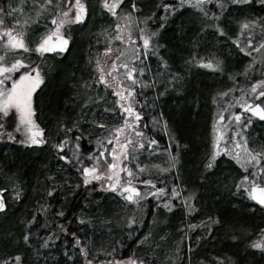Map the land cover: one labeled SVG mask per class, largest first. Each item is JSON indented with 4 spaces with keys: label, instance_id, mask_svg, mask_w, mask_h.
Segmentation results:
<instances>
[{
    "label": "snow or ice",
    "instance_id": "snow-or-ice-1",
    "mask_svg": "<svg viewBox=\"0 0 264 264\" xmlns=\"http://www.w3.org/2000/svg\"><path fill=\"white\" fill-rule=\"evenodd\" d=\"M256 5L264 9V0H152L146 12L145 0H99L102 17L111 22L89 34L94 43L88 44L82 74H72L67 109L47 135L37 122L35 99L45 85L47 62L71 51L73 31L93 19L95 7L91 0L0 5V141L48 146L56 160L54 168L42 166L43 180L33 185L38 198L31 214L19 219L18 234L8 233L6 244L15 248L0 256V264H48L50 249L62 252L56 264H238L226 253L206 258L195 251L222 227H230V241L264 257V219L256 226H229L216 215L190 221L201 208L198 189L182 176L181 152L188 145L176 139L161 110L163 98L185 93L193 69L230 82L210 98V144L199 180L215 176L221 158H227L239 170L226 177L229 191L264 214V129L254 127V119L264 123V15L254 14ZM231 6L253 13L236 19L233 32L226 30ZM187 9L195 19L191 31L184 27L188 21L178 26V39L188 43L175 68L161 33ZM221 42L225 51H213ZM234 53L245 61L239 70L229 63ZM157 129L169 136L167 147L161 148L153 134ZM161 156L164 164L154 162ZM65 171L77 174L75 183ZM5 179L0 213L26 195L16 173H6ZM61 195L82 202L71 221L64 206L53 203ZM109 197L114 207L106 206ZM177 210L183 219L176 227L178 239L168 246V218Z\"/></svg>",
    "mask_w": 264,
    "mask_h": 264
},
{
    "label": "trees",
    "instance_id": "trees-1",
    "mask_svg": "<svg viewBox=\"0 0 264 264\" xmlns=\"http://www.w3.org/2000/svg\"><path fill=\"white\" fill-rule=\"evenodd\" d=\"M145 2L147 4L145 11L147 12L152 8V0H145ZM91 5L95 7L93 19L83 28L76 27V30H74L75 46L71 48V51L62 61L50 64L48 82L37 98L39 118L42 120L43 123H41L44 124L45 129L47 128V133L54 128L56 117L67 109L68 98L72 95V74L75 73L77 76L82 74L80 69L85 66L84 57L88 51V44L92 41L89 34L96 33L101 25L107 26L111 22V19H100V16L97 15L100 11L97 10V3L94 0L91 1ZM231 12L232 16L229 18L231 23L226 29L230 32L235 31L236 19L253 14L244 6L239 8L231 6ZM254 14L264 15V9L256 5ZM194 19L195 14L191 9L184 10L174 17L161 33V42L168 45L167 58L170 59V62H174L175 68H178L182 63L181 57L186 55L185 48L188 43L187 40L181 42L178 39V26L188 21L189 23L184 24V27L191 31V21ZM92 42L94 43V41ZM212 50L225 51L222 42ZM229 63L233 69L239 70L245 61L234 53ZM229 83L226 78L221 77L219 74L193 69L187 79L185 93L179 97L176 94H171L163 98L161 110H163L165 118L168 119L169 128L176 139L182 145H188L187 150L181 152L182 176L189 187L198 189L199 207L201 208V213L190 218V221L196 223L203 219L205 215H216L229 226L233 224L256 226L261 224L264 214L258 208L255 212L251 211V207L254 205L253 202L234 195L233 191H229L231 189V179H226V177L234 178L239 172L234 163L228 162L227 159L221 160L215 176H211L206 183H201L199 180L202 161L209 150L210 125L214 111L210 98L218 88H222ZM254 127L259 132L264 129V124L261 126L254 125ZM153 134L159 140L161 148L167 147L169 140H167L164 132L157 129ZM45 164H48L49 168H54L56 164L52 150L49 147L39 148L38 151L28 150L11 144V141H4V145L0 147V180L3 181L6 173L14 172L20 180L25 182L24 187L26 189V195L22 201L16 202L6 213L0 214V256L14 251L15 246H7L6 238L9 232L18 234L19 219L25 214H31L34 200L38 198L36 193L33 192V185L37 178L43 180L42 172L45 170L42 166ZM63 175L71 176L72 182H76L77 174L74 171H65ZM53 203L56 204L57 208L61 205L64 206L69 221L72 220V213H78L79 208L83 206L79 197L64 201L62 195L58 196ZM106 206H115L111 197L106 202ZM150 219L149 216L148 220ZM168 219L170 225L168 230L171 233L168 246H171L178 239L176 227L179 226L183 217L177 210L176 214L170 215ZM75 226V223H71L70 229L74 230ZM199 231L198 229L197 233ZM197 233H193V235ZM229 234L230 227L218 228L214 230L213 235L206 236L195 251L206 258L226 253L238 261V264H264V257L258 252L246 250L241 244L230 241ZM57 246L63 248V245L59 242H57ZM138 254L142 253L138 251ZM45 255L48 256V264H56L62 259V252H57L55 249L46 251ZM28 256L30 261L34 259V253L29 252ZM197 258L195 255L192 257L194 261Z\"/></svg>",
    "mask_w": 264,
    "mask_h": 264
},
{
    "label": "flooded vegetation",
    "instance_id": "flooded-vegetation-1",
    "mask_svg": "<svg viewBox=\"0 0 264 264\" xmlns=\"http://www.w3.org/2000/svg\"><path fill=\"white\" fill-rule=\"evenodd\" d=\"M91 1H93V0H91ZM96 3H97V6H99V0H94ZM79 27V26H78ZM80 28V27H79ZM74 32H73V36H74ZM75 37V36H74ZM68 53H66L65 54V56H63V57H59V56H50V58H49V60H48V62H47V65H46V68L48 69V75H47V77H46V80H45V85H42V88H44L45 86H46V84H47V82H48V79H49V70H50V68H51V66H50V64H53L54 62H59V61H62L65 57H66V55H67ZM41 91L40 90H38V92H37V96H36V103L38 104V100H37V98H38V96H39V93H40ZM37 110H39V107H38V109ZM37 116H38V111H37ZM41 127H43V128H45V126H41ZM45 132H46V135H47V131H46V129H45ZM2 146V141H0V147ZM43 147H45V148H47L48 146H41V147H35V148H43ZM26 149H28V150H32V149H34V148H26Z\"/></svg>",
    "mask_w": 264,
    "mask_h": 264
},
{
    "label": "rangeland",
    "instance_id": "rangeland-1",
    "mask_svg": "<svg viewBox=\"0 0 264 264\" xmlns=\"http://www.w3.org/2000/svg\"><path fill=\"white\" fill-rule=\"evenodd\" d=\"M3 4H6V0H0V5H3ZM152 63V62H151ZM153 66V65H152ZM155 61H154V66H153V68H155ZM209 73H212L211 71H209V70H207ZM38 111V110H37ZM37 122L38 123H40V125L42 126H44V124H42L43 122H42V120L39 118V114H38V116H37ZM42 122V123H41ZM212 122V121H211ZM254 125H257V126H261L262 124H258V122H256V121H254ZM47 129V128H46ZM210 132H211V125H210ZM12 143V142H11ZM209 144H210V141H209ZM2 145H4V141H2ZM38 149L39 148H34V150L35 151H38ZM165 159H166V157L164 158V157H158V158H156L155 160H154V162H156V163H161V164H164V161H165ZM227 158H221V160L223 161V160H226ZM226 162V161H225ZM0 183H1V185H7V180L4 178L3 179V181L2 180H0ZM9 203H10V205H11V207H13V205L15 204V203H13L12 201H9Z\"/></svg>",
    "mask_w": 264,
    "mask_h": 264
},
{
    "label": "bare ground",
    "instance_id": "bare-ground-1",
    "mask_svg": "<svg viewBox=\"0 0 264 264\" xmlns=\"http://www.w3.org/2000/svg\"><path fill=\"white\" fill-rule=\"evenodd\" d=\"M97 10H98V11H100V9H99V6H97ZM97 15H99V16H100V19H103V17H102V15H101V13H100V12H98V13H97Z\"/></svg>",
    "mask_w": 264,
    "mask_h": 264
},
{
    "label": "water",
    "instance_id": "water-1",
    "mask_svg": "<svg viewBox=\"0 0 264 264\" xmlns=\"http://www.w3.org/2000/svg\"><path fill=\"white\" fill-rule=\"evenodd\" d=\"M0 214H3V213H0Z\"/></svg>",
    "mask_w": 264,
    "mask_h": 264
}]
</instances>
